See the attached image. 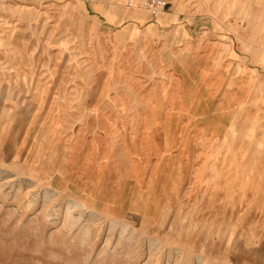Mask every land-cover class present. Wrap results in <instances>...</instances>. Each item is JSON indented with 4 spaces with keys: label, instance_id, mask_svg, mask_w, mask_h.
<instances>
[{
    "label": "rangeland",
    "instance_id": "obj_1",
    "mask_svg": "<svg viewBox=\"0 0 264 264\" xmlns=\"http://www.w3.org/2000/svg\"><path fill=\"white\" fill-rule=\"evenodd\" d=\"M128 1L0 0V264H264V0Z\"/></svg>",
    "mask_w": 264,
    "mask_h": 264
},
{
    "label": "crops",
    "instance_id": "obj_2",
    "mask_svg": "<svg viewBox=\"0 0 264 264\" xmlns=\"http://www.w3.org/2000/svg\"><path fill=\"white\" fill-rule=\"evenodd\" d=\"M177 1L186 3L191 0H177ZM184 6L187 7L188 5H184ZM128 7L131 8L132 6L128 5ZM84 8L85 6L79 3L78 7H73L72 9V7L70 6L69 10L71 14L73 12H74L73 14H76V10L82 14V12H84ZM122 10H123L122 16L142 18V16H144L145 13L150 18V20H154L156 24H151L148 26V28H145L143 30L136 28L137 32H141V34H144V32L148 31L149 28H153V30H155L156 27L160 29L159 31L161 32L160 35L161 37H159V39L165 44V46L168 45V42L170 40L174 42H178V41L185 42V41H189L190 39H193L194 37H198V34L200 32V30H198L199 19L202 18V16H204L197 13V11L187 10V9H175V8H170L167 12L162 11L156 17L151 16L145 10L141 15L137 14V10L134 8L133 9L124 8ZM65 11L67 12V10L64 9L63 14L64 17L67 18V14H65L66 13ZM82 20L83 19H79L80 24ZM170 26L171 27L174 26L173 29H171ZM169 28L171 30H169Z\"/></svg>",
    "mask_w": 264,
    "mask_h": 264
},
{
    "label": "built area",
    "instance_id": "obj_3",
    "mask_svg": "<svg viewBox=\"0 0 264 264\" xmlns=\"http://www.w3.org/2000/svg\"><path fill=\"white\" fill-rule=\"evenodd\" d=\"M127 5L132 6L133 2L130 0ZM141 7L151 16L156 17L160 12L167 9L168 2L166 0H143Z\"/></svg>",
    "mask_w": 264,
    "mask_h": 264
},
{
    "label": "bare ground",
    "instance_id": "obj_4",
    "mask_svg": "<svg viewBox=\"0 0 264 264\" xmlns=\"http://www.w3.org/2000/svg\"><path fill=\"white\" fill-rule=\"evenodd\" d=\"M147 44V43H146Z\"/></svg>",
    "mask_w": 264,
    "mask_h": 264
}]
</instances>
